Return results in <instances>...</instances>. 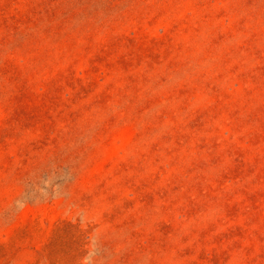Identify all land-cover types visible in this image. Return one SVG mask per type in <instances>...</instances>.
Masks as SVG:
<instances>
[{
	"label": "rangeland",
	"instance_id": "obj_1",
	"mask_svg": "<svg viewBox=\"0 0 264 264\" xmlns=\"http://www.w3.org/2000/svg\"><path fill=\"white\" fill-rule=\"evenodd\" d=\"M0 264H264V0H0Z\"/></svg>",
	"mask_w": 264,
	"mask_h": 264
}]
</instances>
